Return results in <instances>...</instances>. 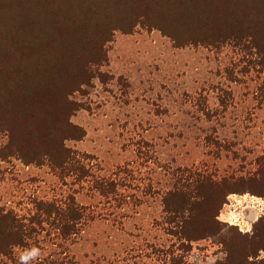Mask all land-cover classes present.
I'll use <instances>...</instances> for the list:
<instances>
[{
  "label": "rangeland",
  "instance_id": "rangeland-1",
  "mask_svg": "<svg viewBox=\"0 0 264 264\" xmlns=\"http://www.w3.org/2000/svg\"><path fill=\"white\" fill-rule=\"evenodd\" d=\"M120 33L131 37L122 41V46L117 49L120 75L99 72L102 83L107 85L115 79L117 85L115 91L104 89L112 97L111 101L105 98L95 105V109H103L105 104L111 103V109L98 113V116H111L100 126L108 130L90 138L91 151H75L87 155L83 156L85 161L88 156L94 157L95 163L108 174L128 165L130 186L140 188L136 191L137 196L147 191L144 185L149 177L162 185L169 181L178 166L213 178L220 174L221 165L226 161L230 162L223 171L232 169L233 176L236 170L246 167L244 162L247 161V164L257 165L258 174L264 164V147H261L264 145V72L255 55L232 43L220 47L200 44L176 47L169 38L161 33L156 36L151 29L147 33L139 32L138 36L133 31ZM115 40L114 33L112 41ZM226 46L230 47V52L225 51ZM113 48L114 44L109 45L106 55ZM202 48L211 55H200ZM110 60L107 55L106 63ZM212 63L215 67H208ZM81 106L92 115L94 109L90 104ZM93 130L99 132L100 129ZM142 141L150 144L152 156L146 158L142 154L146 149ZM250 155L251 160L248 159ZM4 161L12 166L0 168V182L7 179L15 180L16 184L0 190V202L4 201L5 195H21L38 209L40 203L54 202L64 206L70 196H75L80 205L93 206L95 213H106L103 218L82 227L77 237L64 240L54 229V216L47 217L36 211L27 223L34 231L23 245L36 242L44 249L47 255L39 264H169L170 253L171 264H185L183 256L188 253L176 254L175 242L171 240L174 230L163 228L161 220L157 219L158 200L162 203L159 196L142 197L141 205L122 211L123 218L121 215L114 218V214L105 210L106 201L92 203L86 184H82V188L74 179L71 182L62 180L51 169V178L46 179L47 174H37L20 180L13 174L16 166L12 161ZM237 161L240 163L234 168ZM5 172L9 173L8 177ZM41 180L52 193L50 202L35 195L38 189L43 191L37 183ZM225 180L233 182L231 177ZM236 182L263 195L264 184L254 177L248 181L240 178ZM25 183L36 185L30 189V196L22 187ZM12 188H15L14 192ZM24 202L23 199L15 201L18 207ZM215 202V197L206 196L204 200L194 202L198 216L187 222L185 233L199 238L219 230L220 225L210 221L217 208ZM36 218L42 220L41 225L36 224ZM149 218L151 227L146 226ZM160 229L169 235H162ZM253 230L260 232V227L256 224ZM261 233L264 237V230L261 229ZM238 235L233 232L219 237L230 250L228 264H246L243 240L247 237ZM180 247L190 249L191 246L182 243ZM3 263L19 264L18 253L12 250L7 260L0 258V264Z\"/></svg>",
  "mask_w": 264,
  "mask_h": 264
},
{
  "label": "trees",
  "instance_id": "trees-1",
  "mask_svg": "<svg viewBox=\"0 0 264 264\" xmlns=\"http://www.w3.org/2000/svg\"><path fill=\"white\" fill-rule=\"evenodd\" d=\"M138 21L148 29H159L176 47L242 46L255 55L264 72V0H0V132L7 129L10 133L9 145L0 148V159L17 155L25 164L41 167L47 163L60 179L71 176L82 188L86 184L92 203L106 201L105 210L114 218H123L125 209L141 205L142 197H160L171 185L173 191L161 200L168 221H176L185 208L192 213L191 221L198 216L193 195L202 197L198 201L215 197L218 206L225 192L249 187L236 181L217 183L203 173L178 166L162 185L149 177L144 185L147 191L137 196L140 188L130 186L128 165L100 175L105 171L92 163L94 157L88 156L86 165L87 155L62 144L63 137L80 140L84 136L81 128L67 125L70 110L82 106L67 105L65 93L93 75L85 72L86 66L106 63L103 44L113 39V29L131 33ZM142 142L146 148L142 154L152 156L150 144ZM263 165L258 171L262 184ZM69 199L64 206L40 203L37 209L47 217L54 216V229L64 240L77 237L82 227L106 214L80 205L75 196ZM3 209L0 206V257H8L13 250L10 246L25 244L34 227L17 220L12 211L2 214ZM39 219L37 225H41ZM187 222L182 234L192 239L185 233ZM257 225L260 232L251 241L243 240L245 257L264 247V218Z\"/></svg>",
  "mask_w": 264,
  "mask_h": 264
},
{
  "label": "clouds",
  "instance_id": "clouds-1",
  "mask_svg": "<svg viewBox=\"0 0 264 264\" xmlns=\"http://www.w3.org/2000/svg\"><path fill=\"white\" fill-rule=\"evenodd\" d=\"M143 20V17L140 18ZM138 30V31H137ZM148 25H142L141 22H137L134 25L133 34L139 35V32L147 33ZM151 31L154 35L159 36L160 30L152 27ZM115 33L116 40H108L103 44L104 49H108L109 45L114 44V48L108 51L107 55L111 58L110 62H102L99 65L90 64L86 66L85 72H92L93 75L89 77L88 81H80L74 87L68 89V91L64 95V102L67 105H85L90 104L94 109L92 115H89V112L84 107H75L70 110L67 116V125L74 128H81L86 132V135L83 136V139L77 140L73 137H63L62 144L65 149L70 150H79V151H91L92 145L90 144V138L102 135L108 129L100 127L102 123H106L111 116H98L99 112H103L105 110H109L112 108L111 103L105 104L103 109H95V105L99 104L101 101L108 99V101L112 100V97L108 92L104 91L105 87L112 88L114 91L117 88L116 80L113 79L111 83L107 85L102 83L100 77L95 75L96 72L100 73H115L116 76L120 75V65L117 61L116 57L119 55L117 49L122 46V41L130 39L131 37H124L121 35L119 29H113ZM248 40L251 41L252 37L249 36ZM155 43V41H153ZM225 51L230 52V47L226 46ZM253 52H255V48H253ZM211 53H206V50L202 48L200 55ZM223 56V53H221ZM226 63V61H225ZM208 67H215V64H209ZM219 79V78H217ZM94 85V87H93ZM82 89H86L87 91H81ZM119 93L117 92V95ZM94 102V103H93ZM112 115H115L113 112ZM94 128H99V132L94 131ZM10 143V133L7 129L3 132H0V148H4L8 146ZM261 147H264L262 145ZM259 154V152H258ZM80 159V157H77ZM9 160L12 161V164L16 166L15 175L19 176L20 180H26L29 175H37L45 176L46 179L51 178V170L47 163L43 166L37 168L35 164H25L22 158H19L17 155H11L8 157ZM44 159L47 161L48 157L45 154ZM249 160L253 159L250 155L248 157ZM199 161H197L198 163ZM230 161H226L223 165H221V172L219 175L214 176L212 179L217 183H222L225 178L231 177L232 181L235 182L240 178H243L245 181H248L251 178H255L256 180L260 179V176L257 174V165L247 164V161L244 163L246 167L243 169H238L235 171L234 176L232 175V169H229L227 172L223 171V168L226 167L227 163ZM87 165V161H84ZM92 163H95L93 161ZM240 161H237L234 168H237ZM11 164L7 163L4 160H0V168H11ZM95 171V169H93ZM159 171V169H158ZM5 177L9 176V173H4ZM100 175H108V173H100ZM66 180L71 182L74 177H65ZM115 179V177H113ZM41 190H37L36 196L41 200L51 201L52 193L48 191V186L44 182V180L38 181ZM147 183V181H145ZM15 180H5L0 182V190H7L10 185H15ZM35 184L25 183L22 185L24 190L28 193V195H32L31 188L35 187ZM124 191V189H120ZM12 191H15V188H12ZM173 191L171 185L167 188H164L163 193L161 194L159 199H163V195L168 192ZM45 193H47L45 195ZM23 199L25 202L21 204L19 207L15 203L17 200ZM192 200L198 201L202 199V197L193 195L191 197ZM87 202V201H83ZM0 204H4V209L2 214H7L8 211H12L17 220H20L21 217H24L21 222L24 224L29 223V218L35 215L37 209L33 203L28 201L27 197L21 195H15L9 197L5 195L4 201L0 202ZM158 216L157 219L161 220L163 224V228H172L174 232L171 234V240L175 242L176 245V254L180 252L187 251V255L183 256V260L185 264H228V257L230 250L225 246L223 240L219 239L220 236L225 233H236L238 236L247 237V240L251 241L253 237L256 235L254 232V225L264 217V195L257 194L250 188H246L240 191H227L224 193L223 198L217 208L214 210L213 214L210 216V221H214L216 224L220 225L219 230L215 234H206L199 238L189 239L186 236H183L182 229L184 227L185 221H188L192 217V213L188 208H185L180 216L177 217L176 221L169 222L165 217L168 215L164 211V204L159 203L158 200ZM31 209V211H29ZM146 226L151 227V219L146 220ZM234 229V231H233ZM162 235H169L168 233H164L163 229H160ZM151 239V237H149ZM29 239L30 238H26ZM258 239V237H257ZM182 243L189 244L190 249L181 248L180 245ZM15 253H18V261L19 264H39V261L42 259L44 255L47 253L44 249L39 246L36 242H31L27 245H11L10 246ZM55 247V245H53ZM74 248L76 246H73ZM171 255L169 254V264H171ZM4 260H7V256L0 257ZM80 259V256L76 257ZM246 264H262L264 262V247H258L256 249L255 255L249 253L245 257Z\"/></svg>",
  "mask_w": 264,
  "mask_h": 264
}]
</instances>
